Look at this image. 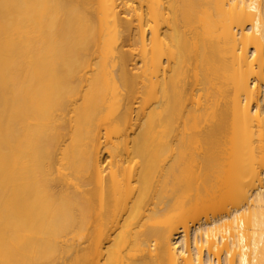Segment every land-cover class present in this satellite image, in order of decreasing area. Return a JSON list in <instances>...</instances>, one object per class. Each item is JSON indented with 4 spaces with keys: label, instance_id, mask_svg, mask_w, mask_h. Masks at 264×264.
<instances>
[{
    "label": "bare ground",
    "instance_id": "bare-ground-1",
    "mask_svg": "<svg viewBox=\"0 0 264 264\" xmlns=\"http://www.w3.org/2000/svg\"><path fill=\"white\" fill-rule=\"evenodd\" d=\"M0 264H264V0H0Z\"/></svg>",
    "mask_w": 264,
    "mask_h": 264
}]
</instances>
